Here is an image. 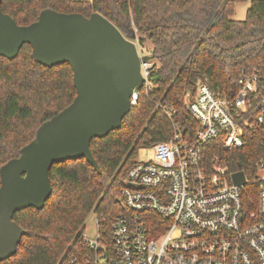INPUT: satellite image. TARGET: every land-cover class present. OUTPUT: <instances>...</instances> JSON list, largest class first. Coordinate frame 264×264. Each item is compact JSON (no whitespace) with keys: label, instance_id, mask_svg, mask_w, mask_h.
Instances as JSON below:
<instances>
[{"label":"trees","instance_id":"obj_1","mask_svg":"<svg viewBox=\"0 0 264 264\" xmlns=\"http://www.w3.org/2000/svg\"><path fill=\"white\" fill-rule=\"evenodd\" d=\"M245 0H1L5 13L19 25L36 21L42 10L99 12L129 39L149 41L154 66L152 90L144 87L138 103L119 129L91 142L98 172L85 158L55 163L50 170L52 195L43 209L18 211L14 220L24 234L12 257L0 264H60L73 254H85L82 234L94 212L110 226L122 210L121 190L128 169L144 146L169 140L176 133L193 137L198 121L188 108L198 82L217 95L235 97L239 80L262 77L251 112L264 99V0H252L244 20L233 19L237 3ZM148 92V93H147ZM77 94L69 63L46 67L35 61L32 47L23 46L14 60L0 57V168L18 157L34 139L38 127L70 105ZM220 143V142H219ZM219 143L208 147L232 173L244 171L248 200L257 199L253 184L264 156V128L249 129L246 144L226 151ZM1 185V178H0Z\"/></svg>","mask_w":264,"mask_h":264},{"label":"built area","instance_id":"obj_2","mask_svg":"<svg viewBox=\"0 0 264 264\" xmlns=\"http://www.w3.org/2000/svg\"><path fill=\"white\" fill-rule=\"evenodd\" d=\"M133 41L144 56L139 37ZM153 66L152 59L141 65L147 91ZM261 79L242 77L232 98L198 82L188 101L199 123L195 135L176 133L153 146V160L136 161L123 179L122 210L110 226L97 219L94 237L84 230L88 252L60 264H264V156L253 180L256 201L246 197V174V184H236L226 164L208 156L210 144L238 151L249 129L264 128V99L250 110ZM142 89L133 92L132 107Z\"/></svg>","mask_w":264,"mask_h":264},{"label":"water","instance_id":"obj_3","mask_svg":"<svg viewBox=\"0 0 264 264\" xmlns=\"http://www.w3.org/2000/svg\"><path fill=\"white\" fill-rule=\"evenodd\" d=\"M46 67L69 63L77 94L73 102L43 122L18 157L0 168V261L16 254L24 231L16 212L41 210L52 195L50 170L55 163L85 158L98 172L91 142L119 129L131 111V97L144 85L136 42L106 16L94 12H59L47 8L29 25H19L0 0V57L16 59L24 45ZM264 107V101L261 103ZM236 184H246L244 171Z\"/></svg>","mask_w":264,"mask_h":264},{"label":"rangeland","instance_id":"obj_4","mask_svg":"<svg viewBox=\"0 0 264 264\" xmlns=\"http://www.w3.org/2000/svg\"><path fill=\"white\" fill-rule=\"evenodd\" d=\"M251 1L252 0H245L243 2L237 3L235 13L232 18L237 20H244L246 18L247 10L251 6ZM141 49L144 55H152V45L149 41H145L143 45H141ZM154 156L155 150L153 146H144L139 148L138 154H136L135 159L137 161H151L154 159ZM85 233L88 237H94L97 234V215L94 212H92L88 216L85 222Z\"/></svg>","mask_w":264,"mask_h":264}]
</instances>
